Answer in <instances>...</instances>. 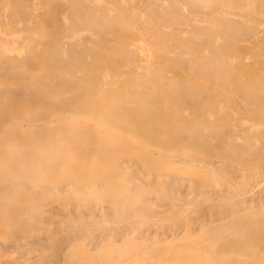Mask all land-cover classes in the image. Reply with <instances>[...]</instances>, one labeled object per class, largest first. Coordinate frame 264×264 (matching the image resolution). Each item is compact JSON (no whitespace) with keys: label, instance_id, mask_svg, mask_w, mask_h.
Instances as JSON below:
<instances>
[{"label":"bare ground","instance_id":"obj_1","mask_svg":"<svg viewBox=\"0 0 264 264\" xmlns=\"http://www.w3.org/2000/svg\"><path fill=\"white\" fill-rule=\"evenodd\" d=\"M38 3L0 0V234L24 231L23 209L38 201L26 179L44 180L42 191L49 185L54 191L56 183L72 175L82 180L81 171L97 167L83 156L104 161L128 153L90 148V137L104 142L121 133L112 123L134 121L133 131L143 137L126 141L208 147L246 114L264 120V0H47L40 12ZM30 19L22 27L42 37L17 46L11 31ZM26 142L37 144L34 165L25 164ZM149 151L141 155H166ZM235 207L245 210L233 209L228 222L210 221L194 236L185 230L149 245L165 240L160 247H177L165 250L174 256L161 264H264L263 232L242 234L255 206L241 200ZM258 209L264 213V205ZM143 243L103 244L98 256ZM70 248L65 264L95 257L79 245Z\"/></svg>","mask_w":264,"mask_h":264},{"label":"rangeland","instance_id":"obj_2","mask_svg":"<svg viewBox=\"0 0 264 264\" xmlns=\"http://www.w3.org/2000/svg\"><path fill=\"white\" fill-rule=\"evenodd\" d=\"M45 3L47 0H40L37 10H44ZM0 14L2 17L4 12ZM232 16L237 19L240 15ZM24 22L32 24V19L21 21L20 28L15 33L11 31L9 37L17 46L23 43L29 47L42 35L41 32L25 30L22 27ZM132 103L135 104L134 101L125 104ZM222 104L224 102L219 105ZM133 123L131 119H123L114 126L112 123L111 127L121 133L104 142L89 138L90 148L118 146L129 152L113 160L106 158L107 162L105 158L100 161L92 155L83 156L82 160L97 164L95 168L81 171L84 179L69 176L68 181L56 183L57 187L52 184L53 188L56 187L54 191L50 185L48 191H42L46 187L44 180H25L27 192L36 194L38 201L23 209V213L21 211L24 231L0 234V264H65L64 254L74 245L83 247L84 252L95 257L71 264H127L134 260L161 264L174 256V252L164 253L165 250L177 247H160L165 240L149 245L154 238L170 239L173 235L184 234L185 230L194 236L199 227L207 226L210 221L213 222L208 225L221 218L228 222L227 219L236 216L233 209L237 215L243 214L245 209L234 208V203L241 200L255 206L248 217L252 225H246L248 228L242 234L247 235L252 229L257 236L261 232L264 234V213L256 210L264 205V120L246 114L231 128L220 130L214 143L208 147L200 142L197 147L185 142L161 144L150 141L143 144L138 142L143 135L136 136ZM27 127L25 124L24 129ZM0 128H3L1 124ZM128 135H135L139 140L123 139ZM69 138L70 141L65 139L70 143L73 137ZM34 144L25 143L28 150L26 166L37 163L38 159L33 155L36 149H32ZM145 149H162L166 155L159 156L151 151L149 156H142L149 151ZM249 152H263V155L254 157ZM192 155L197 158L195 163L191 162ZM65 183L69 184L66 186ZM69 185L75 187L70 190ZM46 192L52 196L48 193L49 197H46ZM131 240L144 243L128 252L115 251L111 258L98 256L103 244L121 248ZM146 240L149 242L145 243Z\"/></svg>","mask_w":264,"mask_h":264}]
</instances>
